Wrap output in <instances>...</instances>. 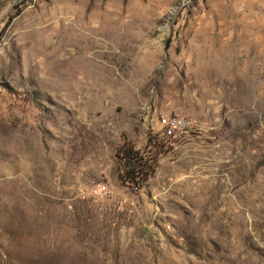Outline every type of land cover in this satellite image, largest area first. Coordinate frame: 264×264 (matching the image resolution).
<instances>
[{
    "label": "rangeland",
    "instance_id": "1",
    "mask_svg": "<svg viewBox=\"0 0 264 264\" xmlns=\"http://www.w3.org/2000/svg\"><path fill=\"white\" fill-rule=\"evenodd\" d=\"M0 264H264V0H0Z\"/></svg>",
    "mask_w": 264,
    "mask_h": 264
},
{
    "label": "trees",
    "instance_id": "2",
    "mask_svg": "<svg viewBox=\"0 0 264 264\" xmlns=\"http://www.w3.org/2000/svg\"><path fill=\"white\" fill-rule=\"evenodd\" d=\"M158 135L161 140L164 139L159 133ZM161 140H157V137L154 136L149 138L148 144L157 149L163 144L160 142ZM116 159L121 165L118 174L119 179L137 191L148 184L156 171L157 153L152 150L142 151L130 141H125L118 148Z\"/></svg>",
    "mask_w": 264,
    "mask_h": 264
},
{
    "label": "built area",
    "instance_id": "3",
    "mask_svg": "<svg viewBox=\"0 0 264 264\" xmlns=\"http://www.w3.org/2000/svg\"><path fill=\"white\" fill-rule=\"evenodd\" d=\"M156 124L157 132L169 140L170 144L191 137L200 128L193 118L180 113L161 114Z\"/></svg>",
    "mask_w": 264,
    "mask_h": 264
}]
</instances>
